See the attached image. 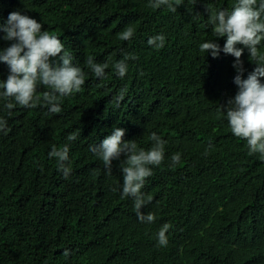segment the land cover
I'll return each mask as SVG.
<instances>
[{"label": "trees", "instance_id": "obj_1", "mask_svg": "<svg viewBox=\"0 0 264 264\" xmlns=\"http://www.w3.org/2000/svg\"><path fill=\"white\" fill-rule=\"evenodd\" d=\"M148 3L0 0V26L11 12L28 15L58 36L85 72L82 90L61 99L59 114L42 102L8 110L4 105L15 101L0 97L7 121L0 130V264H264V159L248 154L220 110L238 92L235 57L222 51L226 38L215 41L216 58L199 49L215 39L208 8L231 10L236 0H181L175 13ZM129 25L134 36L121 41L117 34ZM160 34L164 47L150 46L148 39ZM4 35L0 50L11 43ZM237 47L247 79L257 65ZM258 49L264 55V41ZM125 54L137 59L127 61L121 78L111 65ZM89 56L109 63L103 79L87 67ZM9 74L0 63V81ZM121 89L127 92L117 107L112 97ZM46 91L39 85L37 95ZM114 127L144 149L152 132L166 142L164 160L150 166L141 190L152 197L142 209L155 215L152 223L137 218L132 198H122L120 162L108 175L88 150ZM73 132L78 138L68 142ZM65 143L67 179L48 156L53 144ZM175 153L181 161L171 166ZM164 224L171 227L161 247L156 234Z\"/></svg>", "mask_w": 264, "mask_h": 264}, {"label": "clouds", "instance_id": "obj_2", "mask_svg": "<svg viewBox=\"0 0 264 264\" xmlns=\"http://www.w3.org/2000/svg\"><path fill=\"white\" fill-rule=\"evenodd\" d=\"M181 0H149L148 6L152 9L166 7L175 13ZM208 24L215 39L203 42L199 49L203 53H210L216 58L221 49L215 41L226 38L222 51L235 57L233 67L237 71L234 83L238 92L234 98L227 101V106H220L221 112L228 121L232 134L246 140L248 154H259L264 159V55L260 54L258 45L264 41V0H236L231 10H215L208 8ZM43 25L37 20L22 14L20 11L9 13L6 23L0 26V31L5 35L3 39L9 41L10 46L0 50V63L7 64L10 70L6 81H0V97L15 103L8 102L4 107L12 110L17 104L28 109L36 108L41 102L53 114L62 111L61 99L74 93H79L85 84V72L73 63L74 57L65 50L61 39L49 31H42ZM135 29L129 25L120 33L121 41L130 40ZM148 44L154 48L164 47V35H156L148 39ZM249 51L250 62L256 68L247 79H242L244 72L243 48ZM137 57L125 54L124 58L113 63L111 67L116 74L123 78L128 71L127 61ZM85 63L98 79L105 77L109 63H97L92 56L86 58ZM43 85L50 89L37 95V88ZM127 89H121L112 97V102L119 107L125 100ZM11 111H9V115ZM7 121L0 118V130H5ZM125 130L114 127L111 134L97 145H90L88 150L100 159L111 175L113 161H119V170L123 174L122 198H132L137 218L141 222L152 223L156 217L149 212L146 215L142 209L151 203L152 197L146 196L141 190L145 179L152 176V167L159 166L164 160L165 141L155 132L149 134L151 147L144 149L138 146L136 140H123ZM77 133H70L68 142L75 141ZM69 143L62 147L55 144L48 153L49 158H56L58 171L68 178L72 169L69 164ZM171 166H176L181 161V154L171 156ZM115 190V189H114ZM170 224H164L158 230V246L166 247L168 244L167 233ZM64 255H69L68 251Z\"/></svg>", "mask_w": 264, "mask_h": 264}]
</instances>
